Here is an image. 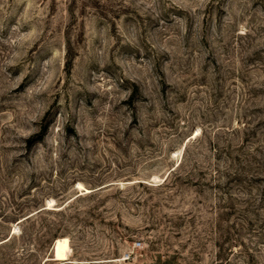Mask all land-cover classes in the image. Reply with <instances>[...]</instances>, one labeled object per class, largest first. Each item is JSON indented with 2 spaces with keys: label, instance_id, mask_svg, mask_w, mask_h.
I'll list each match as a JSON object with an SVG mask.
<instances>
[{
  "label": "rangeland",
  "instance_id": "1",
  "mask_svg": "<svg viewBox=\"0 0 264 264\" xmlns=\"http://www.w3.org/2000/svg\"><path fill=\"white\" fill-rule=\"evenodd\" d=\"M0 264H264V0H0Z\"/></svg>",
  "mask_w": 264,
  "mask_h": 264
},
{
  "label": "bare ground",
  "instance_id": "2",
  "mask_svg": "<svg viewBox=\"0 0 264 264\" xmlns=\"http://www.w3.org/2000/svg\"><path fill=\"white\" fill-rule=\"evenodd\" d=\"M80 186L82 188H84L81 184H80ZM85 189L87 191L90 190L88 188H85ZM68 246H69V239H68V237H60V238H58L56 240V246L55 247H56V254H57L58 258H64V257H66V255H67V249L69 248Z\"/></svg>",
  "mask_w": 264,
  "mask_h": 264
},
{
  "label": "trees",
  "instance_id": "3",
  "mask_svg": "<svg viewBox=\"0 0 264 264\" xmlns=\"http://www.w3.org/2000/svg\"><path fill=\"white\" fill-rule=\"evenodd\" d=\"M40 137H38L39 139L42 138V134L38 135ZM36 139H34V137L32 139L29 140L30 143L34 142ZM38 140V139H37Z\"/></svg>",
  "mask_w": 264,
  "mask_h": 264
}]
</instances>
